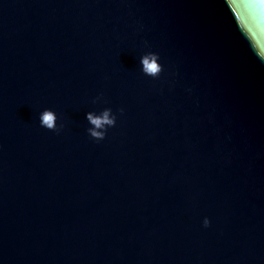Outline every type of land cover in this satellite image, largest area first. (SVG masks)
I'll return each mask as SVG.
<instances>
[{
	"label": "water",
	"instance_id": "95a60500",
	"mask_svg": "<svg viewBox=\"0 0 264 264\" xmlns=\"http://www.w3.org/2000/svg\"><path fill=\"white\" fill-rule=\"evenodd\" d=\"M262 51L264 0H0V264H264Z\"/></svg>",
	"mask_w": 264,
	"mask_h": 264
},
{
	"label": "clouds",
	"instance_id": "9594fccd",
	"mask_svg": "<svg viewBox=\"0 0 264 264\" xmlns=\"http://www.w3.org/2000/svg\"><path fill=\"white\" fill-rule=\"evenodd\" d=\"M261 56H264V51L261 52ZM158 59L159 58L155 53H149L141 57L143 71L150 76H158L159 73L162 71V67L158 63ZM121 112H123V109H121ZM55 119V113L51 110L46 109L40 114L41 125L49 129L55 128ZM87 119L89 123L93 125V127L89 129V133L97 141L104 138L108 126H114L116 123V118L111 115L110 109L105 110L100 115L88 113ZM209 224L210 220L208 218H205L204 226L208 227Z\"/></svg>",
	"mask_w": 264,
	"mask_h": 264
}]
</instances>
